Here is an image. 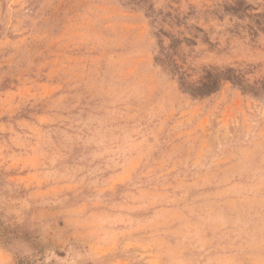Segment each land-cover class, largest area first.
Returning a JSON list of instances; mask_svg holds the SVG:
<instances>
[{
  "label": "rangeland",
  "instance_id": "1",
  "mask_svg": "<svg viewBox=\"0 0 264 264\" xmlns=\"http://www.w3.org/2000/svg\"><path fill=\"white\" fill-rule=\"evenodd\" d=\"M0 264H264V0H0Z\"/></svg>",
  "mask_w": 264,
  "mask_h": 264
},
{
  "label": "trees",
  "instance_id": "2",
  "mask_svg": "<svg viewBox=\"0 0 264 264\" xmlns=\"http://www.w3.org/2000/svg\"><path fill=\"white\" fill-rule=\"evenodd\" d=\"M239 1H240V0H239ZM144 13L147 14L146 12H144ZM147 17L149 18V16H147ZM175 21H179V20H178V19H175ZM158 35L161 36V37H162V36H163V37H167V35H166L163 31H161V30L158 31ZM169 41H170V40H169Z\"/></svg>",
  "mask_w": 264,
  "mask_h": 264
}]
</instances>
